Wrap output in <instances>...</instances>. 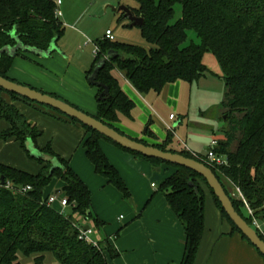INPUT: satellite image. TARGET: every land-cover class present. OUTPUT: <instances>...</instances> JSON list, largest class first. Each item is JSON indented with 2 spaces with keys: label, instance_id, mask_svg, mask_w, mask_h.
Masks as SVG:
<instances>
[{
  "label": "trees",
  "instance_id": "1",
  "mask_svg": "<svg viewBox=\"0 0 264 264\" xmlns=\"http://www.w3.org/2000/svg\"><path fill=\"white\" fill-rule=\"evenodd\" d=\"M136 1L138 6L129 8L134 15L143 17L144 22L139 28L143 38L152 46L147 49L106 37L98 40V51L89 75L109 50H116L120 55L107 59L98 70L96 81L102 86H97L98 112L94 117L126 134L116 123L123 118H132L136 104L123 89L117 72H121L141 94L160 93L170 83L180 80L192 83L205 77L208 68L204 54L212 51L220 63L226 85L222 105L231 116L241 114L238 119L230 118V124L224 128V139L218 140L212 148L217 154L226 155L228 164H210L200 153L195 155L187 148H171L172 131H168L162 143L134 139L166 151L179 152L210 166L236 210L257 228L264 239V0ZM177 4L182 7V15L173 21ZM58 8L57 0H0V50L16 45L13 31L24 45L49 49L52 42L58 41L64 33ZM190 29L196 31L200 43L191 41L186 44ZM22 55V51L17 54ZM15 57L7 53L0 55V75L18 82L9 76ZM104 86L108 95L104 93ZM17 101L39 104L0 87V121L9 123L0 138L16 139L29 155L26 140L31 138L40 151L57 157L61 165L51 172L50 161L35 158L42 167L32 173L0 163V178L5 177L4 184L0 180V264H109L110 259L120 254L109 239L93 236L97 241L95 245L80 238V226L89 223L95 232V228L105 223L94 212L89 186L51 145L42 147L38 144L43 130L27 117ZM63 115L86 129L88 136L84 148L96 173L105 177L125 198H130L131 192L124 177L103 151L101 139L150 161L154 166L166 164L175 169L163 179L157 191L164 194L185 229V251L180 264H195L198 256L205 230L204 187L209 189L222 217L230 223V234L238 233L254 246L230 219L203 176L185 166L124 148L77 119ZM237 131L240 132L238 138ZM146 135L157 139L149 125ZM234 141L235 148L232 147ZM53 179L63 183L55 195L67 198L68 206L64 210L56 203L48 204L51 195H47L46 190ZM8 183L13 188L6 187ZM27 186L31 189L25 191ZM255 219L261 222V228L254 224ZM118 236L119 233L115 238Z\"/></svg>",
  "mask_w": 264,
  "mask_h": 264
},
{
  "label": "crops",
  "instance_id": "2",
  "mask_svg": "<svg viewBox=\"0 0 264 264\" xmlns=\"http://www.w3.org/2000/svg\"><path fill=\"white\" fill-rule=\"evenodd\" d=\"M56 46L58 51L55 50L56 52H52L49 56L36 55L31 52L16 56L9 76L20 83L47 93H54L92 115L97 114L99 88L92 84L89 85L86 81L88 71L94 66V61L87 71L80 67H72L69 62L70 57L66 55L63 48L58 46V43ZM116 75L121 84L122 79L126 82V85L122 84V87L136 104L132 111V118H123L116 123L117 127L130 137L144 139L150 143H162L168 133L164 131L167 122L159 121L161 117L153 113L152 105L158 107L162 113L163 105L170 107L174 105L177 108L178 95L183 81L166 85L160 93L151 91L141 94L121 72H117ZM16 103L27 117L43 130L38 144L42 147L51 145L56 153L69 161L75 173L89 186L93 209L99 219L105 223L113 221L103 226L104 237L102 235L95 237L101 240L109 239L119 251V256L110 259L109 264L181 263L186 243L185 229L163 193L157 190L152 192L148 187L140 189L141 178L138 176V196H135L134 212L123 201L125 197L120 190L110 184L105 177L96 173L84 148V140L88 133L83 126L43 105H31L23 101ZM137 109L138 113H135ZM175 119L176 117L173 120ZM125 120L126 124H124ZM144 125L150 126V129L157 135V139L146 135L147 128L145 131L141 130ZM8 128L7 121H0V133ZM100 144L110 162L126 180L129 190L132 185L127 173L133 177L131 166L138 165V175L139 170L148 174L151 166L148 160L136 157L106 139H101ZM188 149L200 153L197 150ZM0 163L32 173L40 171L42 167L35 157L29 155L21 143L14 138L9 140L0 138ZM160 171L165 172L164 178H166L175 169L164 165ZM153 181L155 180H152V184ZM62 185L63 183L59 180L52 181L47 190L48 194H57ZM204 189L206 191L205 230L195 264H264V258L254 246L238 233L230 234L232 230L230 223L222 217L209 189L207 187ZM132 193H136L134 188L131 195ZM56 204L61 207L59 201ZM121 211L126 215L122 218L126 220L124 224L119 221ZM115 233H119L116 238Z\"/></svg>",
  "mask_w": 264,
  "mask_h": 264
},
{
  "label": "rangeland",
  "instance_id": "3",
  "mask_svg": "<svg viewBox=\"0 0 264 264\" xmlns=\"http://www.w3.org/2000/svg\"><path fill=\"white\" fill-rule=\"evenodd\" d=\"M62 2L63 4L59 5L58 8V18L64 25V33L57 43L59 47L63 48L66 55L70 57L69 62L72 67H80L85 71L89 70L95 60L96 43L99 39L105 37L107 29L113 31L115 41L141 45L147 49L152 46L143 38L139 26H132L131 20L123 13L124 11L118 10L120 6L137 7L138 2L136 0H62ZM175 9L173 21H176L182 15L180 4H177ZM191 41L195 43L201 42L198 34L193 29L188 31L186 44H189ZM204 63L208 68L205 77L192 83L181 82L183 86L178 95L179 102L177 108L174 105L171 107L163 105L164 110L162 113V111L158 110V107L152 105L151 110L156 116L159 115L161 117L159 121L165 120L167 122L164 127L165 133L168 131L173 132L174 138L170 145L171 148L178 150L191 148L206 156L209 150L214 148L213 139L224 138V128L230 124V118L234 117V119H238L241 117V114L231 116L226 113L227 111L222 105L226 96V85L220 63L212 51H207L204 54ZM86 81L91 85L89 75L86 77ZM122 84L126 85L123 79ZM43 107L52 110L48 106L43 105ZM52 111L56 110L53 109ZM56 113L63 115L58 111ZM135 113H138V109ZM170 113L175 115V120L169 118ZM136 119L138 122L137 117ZM124 122L126 124V120ZM146 128L147 125H144L141 130L145 131ZM235 134L238 138L240 132L237 131ZM235 146L236 141L232 144L233 148ZM150 165L148 174H144L143 170H139L138 175V165H130L133 177L129 175L130 173H127L132 185L130 190L132 192L134 188L136 193H132L130 198H123V201L134 212V205H136L135 196H138V176L141 178L139 188L148 187L152 192L158 190L159 185L163 181L165 172L160 170L166 164L154 166L150 162ZM56 180L53 179V181ZM152 180H155L153 182L156 186H153ZM47 190L46 194L48 195ZM131 199L135 203H132ZM120 214L119 221L124 224L126 220L122 218L126 215L124 212ZM107 223H104L99 228H95L93 236L102 235L104 237L105 233L102 228ZM260 225L262 227L261 222ZM114 235L112 236L113 240Z\"/></svg>",
  "mask_w": 264,
  "mask_h": 264
},
{
  "label": "water",
  "instance_id": "4",
  "mask_svg": "<svg viewBox=\"0 0 264 264\" xmlns=\"http://www.w3.org/2000/svg\"><path fill=\"white\" fill-rule=\"evenodd\" d=\"M118 10L124 11L125 15L131 20L132 26H140L143 24L144 22L143 17L134 15L129 7L120 6ZM12 37L16 40L17 42L16 45L5 46L0 50V55L2 53H7L8 55L15 57L17 56L19 51H22V52H31L36 55L49 56L50 54H52V52L57 50L56 40L52 42L49 49L41 50L35 47L24 45L19 40L18 35H16L15 31L12 32ZM118 55H120L118 51L109 50L106 57L102 58L96 64L94 71L91 73V75H89L92 85L102 86L101 83L96 81L99 68L106 62L107 59ZM0 87L4 88L9 92H13L22 97L28 98L39 104L56 109L61 113L67 115L68 117L75 118L82 124L91 127L92 129L98 131L105 137L111 139L113 142L121 145L124 148H127L134 152L141 153L148 157L160 159L166 163L185 166L197 172L206 179L208 185L213 190L215 196L221 202L223 208L225 209L230 219L241 230V232L250 240V242L264 255V239L260 236L259 231L254 225L249 224L246 221V219L236 210L231 198L227 194L221 181L219 180L213 169L210 166L206 165L204 162H201L191 157H187L179 152L166 151L155 145L145 144L126 134H122L115 128L109 126L108 124L94 117V115L74 106L73 104L67 102L62 98L53 96L49 93L43 92L29 85L13 81L1 75H0ZM105 90L106 91L104 93L108 95V91L106 87ZM26 147L31 156L38 159L40 158L46 161H50L52 165L51 172H53L54 169L60 167L61 163L59 159L57 157H52L40 151L35 146V143L31 138H28L26 140ZM0 180L3 184L5 183L4 176H1ZM131 202L132 203L134 202L133 199H131ZM89 226L90 225L86 224L85 229L89 228Z\"/></svg>",
  "mask_w": 264,
  "mask_h": 264
},
{
  "label": "built area",
  "instance_id": "5",
  "mask_svg": "<svg viewBox=\"0 0 264 264\" xmlns=\"http://www.w3.org/2000/svg\"><path fill=\"white\" fill-rule=\"evenodd\" d=\"M57 4H58V6L61 5L62 0H57ZM105 37L110 39V40H115L114 33L111 29L106 30ZM97 51H98V47H96L95 54L97 53ZM174 118H175V115L172 113L170 115V119H174ZM212 143H213V145H216L218 143V140H213ZM193 153L195 155H197L196 152H193ZM205 160L207 162H209L210 164H215V165H226V164H228V158L226 155H219L215 151H213L212 149L209 150V152L205 156ZM5 186L8 188H13L10 183L6 184ZM153 186H156V185L153 183ZM28 189H31V187L27 186L24 190L26 191ZM57 201H59V203L62 207V210H64L68 206L67 198L66 197L58 198L57 195H51L48 199V204H55ZM249 212L252 213V210L249 209ZM87 224L90 225L89 228H87V229H85L86 224L84 226H80V238L85 239L86 241L92 242L93 244L97 245V241L93 237L94 228L91 226V224H89V223H87ZM254 224L257 227L261 228V225H260V222L258 219H255Z\"/></svg>",
  "mask_w": 264,
  "mask_h": 264
}]
</instances>
